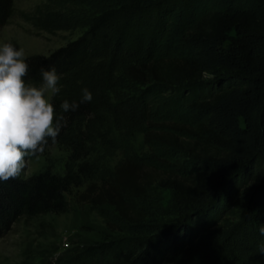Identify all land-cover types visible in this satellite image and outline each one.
Instances as JSON below:
<instances>
[{
    "label": "trees",
    "instance_id": "obj_1",
    "mask_svg": "<svg viewBox=\"0 0 264 264\" xmlns=\"http://www.w3.org/2000/svg\"><path fill=\"white\" fill-rule=\"evenodd\" d=\"M70 4L66 27L87 32L27 57L25 79L60 76L51 102L63 126L45 148H65L72 168L0 181V238L22 218L63 212L86 186L78 202L129 240L117 256L110 242L69 264H264V0ZM12 6L0 0V24ZM84 88L91 102L80 103ZM65 100L78 110L63 112ZM137 133L142 157L129 149Z\"/></svg>",
    "mask_w": 264,
    "mask_h": 264
},
{
    "label": "rangeland",
    "instance_id": "obj_2",
    "mask_svg": "<svg viewBox=\"0 0 264 264\" xmlns=\"http://www.w3.org/2000/svg\"><path fill=\"white\" fill-rule=\"evenodd\" d=\"M70 5V0H13L10 18L5 24H0V46L11 43L18 50L23 48L27 58L48 56L77 40L87 32V28L66 27L63 21L72 12ZM207 5L205 10L212 3ZM130 145L131 152L140 157L150 153L141 133L134 136ZM69 155L63 147L48 145L38 158H30L19 179L26 180L47 170L63 175L68 167L72 168ZM117 156L109 158L105 165L113 166L119 158ZM85 187L74 189L68 195V204L63 212L33 219L22 218L16 222L0 238V264H69L70 260L78 257L81 262L88 263L90 259L85 255L89 248L110 242H114L112 251L115 256L121 254L129 237L111 232L100 210L78 202L77 193L83 192ZM162 204L165 208L170 206L169 192L163 193Z\"/></svg>",
    "mask_w": 264,
    "mask_h": 264
},
{
    "label": "clouds",
    "instance_id": "obj_3",
    "mask_svg": "<svg viewBox=\"0 0 264 264\" xmlns=\"http://www.w3.org/2000/svg\"><path fill=\"white\" fill-rule=\"evenodd\" d=\"M23 48L11 43L0 46V181L18 179L32 157L45 151L49 138L55 142L64 120L57 116L50 96L61 91L60 76L53 67L41 69L42 83L26 81L29 65ZM92 93L82 89L80 103L91 102ZM76 102L65 100L63 112H75ZM259 232L264 236V226ZM264 253V247L260 249Z\"/></svg>",
    "mask_w": 264,
    "mask_h": 264
}]
</instances>
